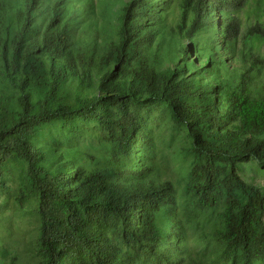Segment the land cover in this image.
I'll return each instance as SVG.
<instances>
[{"label":"trees","instance_id":"1","mask_svg":"<svg viewBox=\"0 0 264 264\" xmlns=\"http://www.w3.org/2000/svg\"><path fill=\"white\" fill-rule=\"evenodd\" d=\"M263 46L264 0H0V197L40 264H264Z\"/></svg>","mask_w":264,"mask_h":264},{"label":"rangeland","instance_id":"2","mask_svg":"<svg viewBox=\"0 0 264 264\" xmlns=\"http://www.w3.org/2000/svg\"><path fill=\"white\" fill-rule=\"evenodd\" d=\"M254 22L252 19L250 24ZM243 31L245 30L243 29ZM262 52L264 53V46ZM166 120L157 123L155 127L157 146L156 168L161 175L162 181L171 180L175 183L180 193H182L186 181L182 179L184 177V169L181 165L183 164L190 168L193 164L194 157L190 150L187 151V146L184 147L185 141L173 129L169 117H166ZM181 128L183 127L181 126ZM181 128H177L178 133L183 132ZM262 178L261 181L264 183V177ZM253 183H256V181L254 180ZM8 184L11 192L15 193L7 202L5 197H0V200L6 204L3 205V210L0 211V247L8 245L13 248L9 251L11 255L2 258L3 260L15 258L16 264H40V252L38 249H34L35 245L32 241L33 238L37 239L34 235L37 220H34L33 224L30 222L32 218L30 214L37 211V206L34 203H28V201H25L22 205H19L18 202L16 203L15 198L19 196L21 189L12 181L8 182ZM207 228L210 229L209 224ZM196 235L197 233L193 232L192 238L195 239ZM192 245L197 247L196 240ZM3 260L0 258V264H10V260L6 261V263Z\"/></svg>","mask_w":264,"mask_h":264}]
</instances>
